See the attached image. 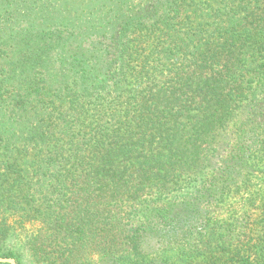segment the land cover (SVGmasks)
<instances>
[{
	"label": "trees",
	"instance_id": "16d2710c",
	"mask_svg": "<svg viewBox=\"0 0 264 264\" xmlns=\"http://www.w3.org/2000/svg\"><path fill=\"white\" fill-rule=\"evenodd\" d=\"M144 3L119 0L113 9L129 19L111 29V52L89 63L91 51L75 44L84 34L77 19L52 17L42 0H0V61L12 48L29 64L16 58L0 68V264H264V189L251 187L264 182V167L256 169L264 134L249 145L256 134L242 122L217 177H201L236 108L253 110L264 88V0ZM54 57L58 70L49 67ZM38 67L42 86L21 81ZM193 179L202 188L190 202L153 207ZM241 195L242 211L185 228L201 214L194 201ZM155 213L170 231L146 263L139 251L149 234L125 216L141 214L146 225ZM29 223L28 241L10 246Z\"/></svg>",
	"mask_w": 264,
	"mask_h": 264
},
{
	"label": "rangeland",
	"instance_id": "374dc122",
	"mask_svg": "<svg viewBox=\"0 0 264 264\" xmlns=\"http://www.w3.org/2000/svg\"><path fill=\"white\" fill-rule=\"evenodd\" d=\"M47 5H52L50 8L54 11L52 14V17H58L59 14L57 13L60 11V17L61 18H67V19H77V29L82 31L84 33L83 35L79 36L77 38V41L75 42L76 45L83 42L84 47L86 49H89L91 51L88 54V61L89 63L94 62V59L92 58L93 54H100L102 57L103 55H106L111 52L109 50L112 49L111 45V38L112 33L111 29H114L115 27L120 28L122 24L129 19V13L127 10L124 12L119 11L118 9H113V7L117 6L119 4V0H87L83 1L80 0L72 5V7L67 8V6H64L65 4L63 0H42ZM107 1L109 2V6H106L105 8L100 7L104 6L103 3ZM113 1V2H112ZM156 3H158L159 0H155ZM48 2V3H47ZM127 4V1L125 2ZM132 3L134 5H138L140 3H143V6H146L149 3H144V0H132ZM123 5V4H122ZM131 7V6H129ZM70 9V10H69ZM57 11V12H56ZM92 11H95L93 14ZM143 12V11H142ZM141 12V13H142ZM70 13V14H69ZM128 13V14H127ZM28 19V18H27ZM25 28V24L22 25ZM21 27V26H20ZM20 27H18L16 30H19ZM114 43V42H113ZM9 56H6V58H3L0 61V68H9V64L12 65V61L16 58L24 61L23 66L29 67V64L27 62V55L22 51L23 53L19 56L15 52L14 49L9 48ZM108 58V57H107ZM106 58V59H107ZM93 65V64H92ZM119 64L114 65L112 70L113 72L118 69ZM51 69L58 70L61 65L58 62V58L54 57L53 60L50 63L49 66ZM264 71V70H261ZM44 70L41 67L36 68L35 70L30 72V69H26L24 73H19V77H21V81L24 83L27 82H34L38 83L39 86H42L43 82L41 80L46 79V75L44 76ZM250 93L253 92L252 88L258 87V80L256 82L252 83L250 82ZM249 84V85H250ZM262 91H264V88H262ZM257 92L254 96V105L256 106L253 110L250 109L248 106H243L241 108H236L235 110V118L232 120L231 124L227 128L226 131L223 132L221 140L219 141V144L216 146L218 147L217 152H213L212 155L214 157L212 158V161L209 163V166L201 173V177L204 181H206L207 184L211 183L216 177H217V169L219 168V165L217 163L219 158L229 156V153L232 152V150L235 147L236 142L239 140V126L242 122L250 120V124L248 125L249 129H254V137L252 140L249 141V145L258 144L257 141L263 137L264 134V92ZM246 102V101H245ZM264 141L263 139H261ZM260 166H257V170L261 171L262 167H264V161H261L259 163ZM261 167V168H260ZM252 191H259L261 189H264V182L261 181V179H254ZM254 187V188H253ZM202 188L198 180H190L186 184V187L178 192H175L174 194H171V197L169 199H166L165 201H162L160 203H152L153 207H158L163 204H173V206L181 207L183 202H190V196L196 191L197 189ZM246 196L241 195L239 198L236 199H229L226 204H218L217 202H210L207 199H199L194 202H197L200 206V213H193L190 217V223L187 224L185 227L186 229L193 230L194 232H198L206 226L209 222L208 220H212L211 217L213 215H223L222 217H227L229 215H232L233 211H242L245 208H242L245 203L247 202L245 199ZM144 198V197H143ZM142 198V199H143ZM233 203H239L241 206L234 208ZM141 209V208H137ZM157 209V208H155ZM159 209V208H158ZM176 211H179L178 208H176ZM182 209V208H181ZM128 212L131 211V208L127 209ZM181 212V210H180ZM176 213V212H175ZM251 215H254V217H261L262 212L260 211H254L249 210L248 212ZM138 217L130 215L129 217H126V220H131L137 229L136 232L140 233L141 235L148 233L147 235L149 238L146 239L144 243L141 245V251L140 257H142L143 261L146 263L152 262L155 256H157L158 253H154L151 247L153 245L160 244L161 236L169 233V229H166L163 225H160L161 218H159V213L154 214L150 216L149 222L145 225V218L141 219V214H137ZM134 219V220H133ZM19 219L17 217H8V223L10 225L17 224ZM150 223V224H149ZM152 223V224H151ZM17 234L22 235L23 232L20 230V225L16 226ZM26 229V235L23 237H12L8 240V244L10 246H13L15 244L22 245V243H26L28 240L26 239L27 234L30 236L33 232V226L29 223L25 226ZM142 232V233H141ZM185 233V230H184ZM16 234V235H17ZM192 238V237H191ZM165 240V238H163ZM159 249V248H158ZM170 259L172 261L178 260V254L173 252L170 255ZM2 261V260H0ZM5 262V261H2ZM8 262L14 263L13 261L9 260ZM195 264V263H194Z\"/></svg>",
	"mask_w": 264,
	"mask_h": 264
}]
</instances>
